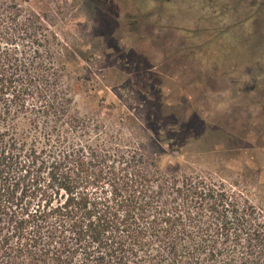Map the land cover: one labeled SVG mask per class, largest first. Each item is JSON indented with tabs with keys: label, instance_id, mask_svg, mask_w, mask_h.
Here are the masks:
<instances>
[{
	"label": "trees",
	"instance_id": "trees-1",
	"mask_svg": "<svg viewBox=\"0 0 264 264\" xmlns=\"http://www.w3.org/2000/svg\"><path fill=\"white\" fill-rule=\"evenodd\" d=\"M24 26L0 2V264H264L247 192L78 113Z\"/></svg>",
	"mask_w": 264,
	"mask_h": 264
},
{
	"label": "rangeland",
	"instance_id": "rangeland-1",
	"mask_svg": "<svg viewBox=\"0 0 264 264\" xmlns=\"http://www.w3.org/2000/svg\"><path fill=\"white\" fill-rule=\"evenodd\" d=\"M0 2L35 34L18 50L51 53L78 113L264 211V0Z\"/></svg>",
	"mask_w": 264,
	"mask_h": 264
}]
</instances>
